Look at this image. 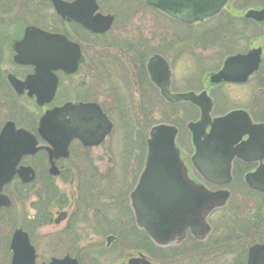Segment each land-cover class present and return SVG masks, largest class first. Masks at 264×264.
I'll use <instances>...</instances> for the list:
<instances>
[{
  "label": "water",
  "instance_id": "1",
  "mask_svg": "<svg viewBox=\"0 0 264 264\" xmlns=\"http://www.w3.org/2000/svg\"><path fill=\"white\" fill-rule=\"evenodd\" d=\"M148 7L157 9L168 17L184 24L194 25L210 20L225 8L229 0H145ZM56 12L67 17L97 35L108 33L115 20L113 16L98 13L95 0H77L66 3L53 0ZM246 19L263 24L264 9L250 10ZM16 61L19 64L36 67V75L29 83L40 87L38 104H51L55 98L57 78L53 71L61 70L68 75L78 72L82 60L80 46L69 42L62 35L51 34L41 29H26L22 41L16 44ZM262 50L254 49L245 55L230 57L223 69L211 78L213 84L221 82L244 84L260 67ZM167 66L159 56L151 59V67ZM19 83L12 82L15 88ZM163 98L170 104L191 103L201 110L198 122L190 123L188 129L196 154L192 159L194 167L204 180L216 186H228L232 182L231 163L238 154L234 146L244 136H249L247 145L256 146L264 142V124H254L249 114L243 110L233 111L224 117L212 119L213 101L205 95L193 94L173 96L162 89ZM208 129L210 132L208 133ZM113 124L96 103L66 105L47 111L40 121L38 135L49 147H38L37 137L17 129L13 122L5 125L0 133V210L11 208L10 199L3 194L4 188L18 176L23 184L35 181L36 174L31 167L20 166L24 157L35 156L45 149L49 152L50 174L59 176L55 166L58 159L69 158V147L79 140L84 148L99 147L111 134ZM178 129L170 125L152 128L147 142L148 155L145 171L138 188L131 194V205L137 226L143 229L158 246H167L182 241L188 230L199 241H204L211 232L207 224L209 215L226 206L230 199L227 190L210 192L203 185L188 181L186 171L176 147ZM247 155V153L245 152ZM249 156V155H247ZM243 157V160L251 159ZM250 157V156H249ZM251 188L264 192L261 183ZM112 241V239H110ZM1 244V238H0ZM12 264H36L37 256L30 243L29 235L17 230L12 239ZM50 264H78L69 257L53 259ZM129 264H151L144 256L132 259ZM247 264H264V245L249 249Z\"/></svg>",
  "mask_w": 264,
  "mask_h": 264
},
{
  "label": "rangeland",
  "instance_id": "2",
  "mask_svg": "<svg viewBox=\"0 0 264 264\" xmlns=\"http://www.w3.org/2000/svg\"><path fill=\"white\" fill-rule=\"evenodd\" d=\"M103 1L102 4L100 3L102 6L101 12L104 14L115 15V17L117 16L111 32L113 35H119L124 31L125 34L135 37L136 34L140 33L153 42V50H166V46H168V49L172 48L173 51L175 50L174 61L173 57H170V61L171 65L174 64L175 66L177 78L183 76V73L185 72V64L187 65L188 62L192 64L193 61L196 62L195 58L191 55L194 50L195 55L201 56L205 61L204 63L202 62V69L207 77L210 74L215 73L221 66L223 60H221L222 54L220 52H216L214 48L210 47L205 49L203 47L198 48L196 45L206 46L214 44L217 45L216 47H218V50L220 51L225 46H229L230 36L228 34L227 44L219 42V38L214 41L209 39L212 37L213 30L222 29L223 24L229 20L223 18L221 21L220 18H215L198 26L185 27L179 25L161 13L149 8H144L142 5L135 10L136 14L131 15L129 12L120 9L118 4L113 0ZM233 1L232 11L237 10L236 0ZM261 2L264 3V1L250 0L247 3L248 5L242 4L237 12L243 14L249 9L261 7L263 6ZM23 3L22 0H17L14 8L9 11L14 20H19L17 21V24H14L12 28H7L6 31V34L11 35L13 39H19L27 26H37L40 28H55L57 26L55 12L49 5H45L42 10L46 21L43 20V16L36 18L31 14V16H25V18L22 19L21 13L24 10H22L24 7ZM30 8L33 9L31 6ZM237 25H240L239 22ZM254 30L257 31L256 29ZM257 35H260L258 31ZM219 36L221 37V34H219ZM249 36L251 37L252 35L249 34ZM252 40L253 48L263 47L264 49V42L261 37L255 36ZM102 44L103 42H97L96 44L92 43V45L90 44V46L85 47L84 63L81 70L76 77L62 80L57 103L64 104L68 101H81L96 102L100 104L108 113L114 124L113 133L107 138L106 142L98 148L86 150L82 148L79 143H75L72 146L71 152L73 155L67 163L68 165L66 164V169H68V173L72 175L74 174L73 176L63 178L49 177L48 179H43V181L38 179L37 182H34L28 187L14 183L6 191V194L13 201V207L9 211L0 213V232L5 238H7V240H10L11 235L18 228L29 232L33 237V245L37 250L38 264H48L53 257L61 258L66 252H68V250L65 251L64 249L59 254L57 249L61 248V246L53 243L61 231L58 226L48 224L44 228L37 229L36 225L34 226L30 223L29 218H34L36 216V207L38 205L37 203L33 205L34 202H36V197H29L28 191L36 193L40 188H47V186L49 188L50 185H53V188H58V191L63 196H70L76 189H78L79 179H75L76 172L85 173L87 177L94 173L98 174V177H96L98 185L91 186V189L95 190L96 195L102 196V200H104L103 202L110 201L111 203L116 204L120 197L125 196L129 202V195L136 187L138 180L136 167L138 164L137 158L142 157L143 154L142 151L138 149L134 155H132L130 149L131 147H134V145L131 146L129 144V139L127 137L131 134V129L136 127L139 146L143 147L145 150L146 141L151 127L160 122H164V109L167 113L170 112L178 116V119L174 116L181 127L178 142L184 148V151L190 154V133L187 130V125L189 122H192L199 117L197 110L191 106H187L188 104H186V106L170 108L160 96H148L149 102L147 103L142 96H102V93L109 89L106 80H104L102 76V72H107V69L103 68V66L110 60L109 56L113 54L115 55L116 53L112 48L105 49L102 47ZM183 46H186L187 49H189L187 50L188 52H184V49L182 48ZM226 50L230 49L227 48ZM106 55H108L107 58ZM95 61L100 63L97 64L100 67H97V65L94 64ZM116 81L117 80H115V82ZM258 83L259 81L257 79L251 80L244 86L223 89L222 92L227 96H210L215 102L214 116H223L234 110H249L252 103L254 106L257 105L256 99L258 96H252L251 94L257 89ZM116 86L122 92L131 91L128 86L125 87L119 81H117ZM19 101V106L23 109L22 111H24L25 114H21L20 110L17 114L15 113V116L1 115L0 130L7 121L13 120L18 123L19 127H25L35 133V129H33L32 125L22 121L21 115H24L30 120L35 118L37 120L43 114V111H34L32 108L27 107L23 100ZM188 111L189 114H187ZM145 113H151L149 116L150 119L147 122L142 121V117ZM24 164L34 168L37 173L44 174L43 178L48 177L47 173L49 166L44 156L25 159ZM74 164L76 167L73 169L72 167ZM239 181L240 188H230L232 192V200L229 208L214 213L209 219L211 226L215 228V231L217 230V241L211 247V251L200 256V263L202 262V264H236V259H238L237 254L236 256H234V254L232 256H225L224 258H218L215 256L216 254H214V252L217 243L228 240L239 232H243L242 235L238 234L239 236L246 238L242 244L243 249L245 248L247 250L254 243L264 244V237L258 228L261 226L255 224V220H258L257 217L260 218L262 215L264 201L261 197L249 193V190L244 186L242 179ZM27 189L28 191H25ZM105 197H109L110 199H106ZM110 202H105L104 204H110ZM128 204H130V202ZM54 214L56 219L57 210L54 211ZM249 214H251L250 217ZM120 215L121 213L118 209L110 211L107 215L108 223L106 226L98 231L91 230L88 235L90 236L88 241L81 243L78 247H89L94 253L100 254V256H102V261H100L102 264H123L127 262L128 257L133 254L131 250L127 249V246L116 241L110 247H107L108 236L114 235L113 231L116 230L112 222ZM239 222L240 224H237ZM216 223L217 226L215 225ZM249 224H252L254 227ZM247 226L252 228L249 232L246 230ZM79 231L85 232V229L80 228ZM187 243H189V241ZM3 246L4 247L0 248V264H10L11 252L9 250V245L5 244ZM245 254L242 255L244 260ZM177 259L176 264H195L192 260H183L182 262L180 257Z\"/></svg>",
  "mask_w": 264,
  "mask_h": 264
},
{
  "label": "flooded vegetation",
  "instance_id": "3",
  "mask_svg": "<svg viewBox=\"0 0 264 264\" xmlns=\"http://www.w3.org/2000/svg\"><path fill=\"white\" fill-rule=\"evenodd\" d=\"M16 1L17 0H0V116L1 115L15 116V113L17 114V112H19L20 110H21L20 112L21 114H25L24 111H22L23 109L19 106V102H20L19 100H23L26 106L32 108L34 111H43V114L37 120L36 118L30 120L26 118L24 115L23 116L21 115L22 121L28 123L29 125H32L33 129H35V132H37L39 128V122L41 117L48 110L61 107L67 103H72L73 105H78L81 103H93V102H81V101L80 102L68 101L65 102L64 104L57 103V98L60 95L62 80L76 77L79 74L81 67L84 63V49L86 46H90V44L92 45V43L96 44L97 42H103L102 47H104L105 49L112 48L116 52L115 55L113 54L109 56L110 60L107 61V64L105 63L106 65L103 66V68L107 69V72L104 73L102 72L103 74L102 76L103 79L106 80L109 89L108 91L102 93V96H142V98L146 100V103L149 102L148 96H163L162 89H166L167 92H169L173 96H184L190 94H193L195 96H201V95L227 96L225 93L222 92V90L225 88L244 86L247 85L251 80H255V79H257L259 83H261L262 80H264V73H262V77L260 76L261 69L264 65V49L263 47L253 48L252 45V41H253L252 38L255 36L261 37L264 42L263 24L255 22L253 20H248L245 17L247 12L250 10L264 9L263 2H261L263 6L256 7L255 9L254 8L249 9L245 13L239 14V12H237L239 10L238 8L242 4L248 5L247 3L250 0H236L237 10L234 11L231 10L232 3L234 1L229 0V2L227 3L223 11L220 13V15L216 17V18H220L221 21L223 18L229 21L223 24L222 29L213 30L212 37L209 39L214 41L220 37L219 34L230 33L232 44L230 46H225L224 48L221 49V51L218 50V47H216L217 45L214 44L206 45V46L196 45L198 48L203 47L205 49L210 47V48H214L216 52H220L222 54L221 60H223L221 66L218 68V70L215 73L210 74L207 77L206 74L203 73V69H202V64L205 61L201 56H196L194 50L191 53V55L193 58H195L196 62L193 61L192 64L189 62L187 63V65L185 64L184 67L185 72L183 73V76L177 78L175 66L174 64L171 65V61H170V57H173V61H174V55L176 53L175 50L174 51L172 50V48L168 49V46H166V50L165 49L157 50V51L153 50L152 47L153 42H151V40L147 39L144 35L140 33L136 34L135 37H133L132 35L129 36L125 34L124 31H122L119 35H113L111 33L113 30L112 29L105 35H96L86 30L79 23L67 17L64 19L61 15H59L55 11L53 0H22V2H24L23 3L24 7L22 8V10L23 9L24 10L21 13L22 19H24L25 16H29L31 14L36 18H40L41 16H43L44 17L43 20L46 21V18L43 15L42 10L45 7V5L51 6L55 12L57 26L55 28L46 27L41 29L51 34L62 35L66 37L69 42L79 45L82 53V60L80 63L79 71L75 75H68L61 70L53 71V75L57 78L58 81L55 99L51 105L39 107L38 96H40L39 95L40 87L38 86L32 87L31 85L36 84L35 82L29 83L30 78L36 75V67L31 65L19 64L16 61V51H15L16 44L19 43L24 38L25 31L30 26H27L24 29V32L19 39H13L11 35L6 34L7 28H12L13 25L17 24V21H19L17 19L14 20L11 12H9L14 8ZM62 1L66 3H73L77 0H62ZM95 1L99 7L98 13L103 16H113L116 22L117 16L115 17V15L104 14L103 12H101L102 9L101 4L104 1L103 0H95ZM113 1L118 4L120 9L129 12V14L131 15L136 14L135 10L141 5L144 6V8H149L153 11L158 12L157 10L148 7L146 5L145 0H113ZM254 1H258V0H254ZM259 1H264V0H259ZM30 6L33 7V9H31ZM238 22L240 25H237ZM198 25L201 24H195L194 26H198ZM230 28L231 31L227 32V30ZM254 29H256L260 33V35H257V31H255ZM214 31L217 33H215ZM249 34L252 36L250 37ZM182 48L184 49V52H188L187 50H189L187 49L186 46H183ZM227 48L230 50H226ZM259 48L262 50L261 64L259 70L252 77L249 78L246 84L243 85V84L221 82L218 85H214L211 82V78L214 75L220 73L228 58L239 54L245 55L251 50L259 49ZM156 56L161 57L165 65L167 66L151 67L153 68L152 74L156 79V81H154L149 69V63L151 59H153ZM107 57L108 55H106V58ZM94 64L97 65L100 63L95 61ZM97 67L100 66L97 65ZM115 80L122 83L125 87L128 86L131 91L130 92L120 91L119 88L116 86L117 81L115 82ZM16 81L19 83L18 89L12 85V82H16ZM251 95L264 96V93H262L260 91V88L257 86V89ZM98 105L107 115L108 119L112 122L105 109L100 104ZM189 105L190 104H188L187 106ZM190 106L195 108L199 113V117L196 120L192 121V122H197L201 115L200 109L192 105ZM256 106L257 105L254 106V104L252 103L251 108L245 111L249 113L253 123H264V121H257L253 118V113L257 111L255 109ZM10 121L13 120H9L6 123ZM6 123L3 125L2 129L4 128ZM15 123L16 126L18 127V123L17 122ZM248 139L249 136H245L240 141H238V143L234 146V149L238 150V154L232 160L231 172H232L233 181L236 178L235 176L243 179L247 189L249 190V193L261 197L262 200L264 201V192L251 188L246 181V177H248L252 185H254L255 183H261L262 186L264 187V142L261 145L249 147V145H247ZM75 143L80 144V142L74 141L72 146ZM40 146L45 147L46 144L40 142ZM178 147L180 150L181 163L186 171L187 178L190 181H192L197 185L205 184L206 187L213 192L223 190V188L204 183L202 177L194 168L192 164V158L195 155L196 151L191 142V134H190V154L186 153L184 151V148L180 144H178ZM245 152L250 157L247 156ZM39 155L44 156L47 160L49 166L47 173L48 177L43 178L44 174L37 173L35 171L36 178H38L41 181H43V179H48L49 177L53 178L52 175L49 173L51 166L49 162L48 152L41 151L37 156ZM242 156L244 157L247 156V158L251 159V161L245 162ZM71 158L72 156L66 160L58 159V161L56 162V166L60 171L59 177L62 178L71 177L74 175L68 173L69 171L68 169H66L67 168L66 164L70 161ZM137 160H138L137 162L138 164L136 167L138 172V176H137L138 180L136 186L138 185L141 175L144 171L147 158L144 156L137 158ZM75 167L76 166L74 164L72 168L74 169ZM97 175L98 174L93 173L87 177L85 173L76 172L75 179H79L78 189H76L75 192L72 193L70 196H63L58 191V188L56 189V187L53 189L48 188V186L47 188L43 187L38 189L36 193L25 190L29 192L28 194L29 197L31 196L36 197V202H34L33 205H35L36 203L38 205L36 207V216L34 218H29L30 223H32L34 226L36 225L37 229L44 228L48 224H54L55 226H58L61 229L59 235L55 238V242L53 243H56L57 245L61 246V248L57 249V252L59 254L64 249L65 251L68 250V252H66V254L61 258H55V257L51 258L50 262L52 261V259L63 260L69 257L73 260H76L78 264H102V262H100L102 261L101 260L102 256H100V254L94 253L93 251H91L89 247L79 248L78 245L88 241V239L90 238V236L88 235L91 232V230L98 231L100 229H103L108 223L107 215L109 214V212L118 209L121 215L118 216L116 219H114L115 221L112 222L116 230L113 231L114 235L108 236L107 247H110L114 242L118 241L122 245L127 246L128 250L132 251L133 254L130 255L127 259V262L123 264H129L130 260L138 259L141 256H144L147 259V261H149L151 264H176L178 257H180L182 262L183 260L184 261L192 260L195 262V264H202V262L200 263L201 260L200 256H203L209 251H211V246H205L208 240L209 241L212 240L211 237H209L205 243L199 242L195 238L191 237V234L188 231L187 237L184 239L183 242L181 243L174 242L170 246L159 247L148 236L145 235L142 236V230H140L137 227V224L134 219V215L132 213L131 205L128 204L129 202L126 196L120 197L119 200L116 202V204L115 203L113 204L110 201H105V202H110V204H104L105 202H103L104 200H102V196L96 195L95 190L91 189V186L93 187V185H98L97 184L98 180L96 178L98 177ZM16 182L19 183V179H16L14 181V183ZM237 187L240 188V186ZM228 189L231 192L230 187ZM5 194H6V190H5ZM106 199H110V198L107 197ZM10 200L12 201L11 198ZM55 210H57L56 219L54 214ZM250 216L251 214H249V217ZM262 218H263L262 222L264 226V209L262 211ZM217 223L215 224L216 226ZM249 225L253 226L252 224ZM80 228H84L85 232L79 231ZM211 229H212V233H211L212 235L217 232V230L215 231V228H213L212 226ZM251 229L252 228H249V226H247L246 228L247 232H249V230ZM25 232L28 233L31 244L33 245V241H34L33 237L29 232L27 231ZM263 233L264 232H261L262 236L264 237ZM11 239H12V235L10 237V241ZM110 239H112V241H110ZM188 241L189 243H187ZM33 247L36 250V247L34 245ZM41 264H46V263H41Z\"/></svg>",
  "mask_w": 264,
  "mask_h": 264
},
{
  "label": "trees",
  "instance_id": "4",
  "mask_svg": "<svg viewBox=\"0 0 264 264\" xmlns=\"http://www.w3.org/2000/svg\"><path fill=\"white\" fill-rule=\"evenodd\" d=\"M231 31V28L227 30V32ZM226 32V33H227ZM228 35L230 36V33H228ZM227 34L225 33H221V37H219V42H222L224 44H227L228 42V36ZM232 44L231 42V37H230V40H229V46ZM262 73H264V65L261 69V72H260V76L262 77ZM259 76V77H260ZM258 87L260 88V91L262 93H264V80H262L261 83L258 84ZM257 106L255 107V109L257 110L255 113H253V118L257 121H264V96H258L257 99ZM165 114V117L163 118L164 122H167V123H170V124H174L175 126L181 128L179 126V123L176 121V119L174 118V116L178 119V116L175 115V114H172V113H167L166 110H164L163 112ZM187 114H189V111L187 112ZM151 115V114H150ZM149 115V116H150ZM148 115H145L143 117V120L144 122H147L150 117ZM175 119V120H174ZM131 137L130 135L128 136V139H129V144L132 146L134 145V147H131V151H132V155H134V153L140 149L142 151V154H143V150L144 148L143 147H140L139 146V141L137 140V128L136 127H133L131 129ZM235 182L237 185H239L240 183V178H238L237 176H235ZM49 188L53 189V185L49 186ZM43 209V208H42ZM258 220H255V224L258 225V226H263V219L262 217H257ZM237 224H240V223H237ZM38 225V224H37ZM238 228V227H237ZM260 229L261 232H264V227H258ZM239 229V228H238ZM240 230V229H239ZM235 232V231H234ZM236 233V232H235ZM238 234L240 233H237L236 235L230 237L228 240H225V241H222V242H219L217 243V245L215 246L216 247V250L214 252V254H216L215 256L218 257V258H224L225 256H238V259H236V264H245V260H246V249L242 247V244L244 243L245 241V237H241L239 236ZM243 234V232L241 233V235ZM217 241V236L214 237L212 240H210L205 246H213L215 244V242ZM4 243L6 244L7 243V239L5 238L4 239ZM224 247V248H223ZM227 248V249H225ZM222 249H225L223 250L222 252ZM222 252V253H221ZM245 252V253H244ZM245 254V260L244 258L242 257V255Z\"/></svg>",
  "mask_w": 264,
  "mask_h": 264
}]
</instances>
